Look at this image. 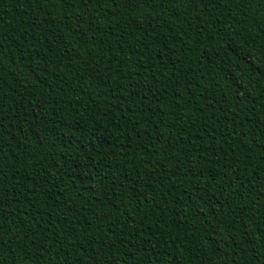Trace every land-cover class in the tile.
I'll list each match as a JSON object with an SVG mask.
<instances>
[{"label":"trees","instance_id":"1","mask_svg":"<svg viewBox=\"0 0 264 264\" xmlns=\"http://www.w3.org/2000/svg\"><path fill=\"white\" fill-rule=\"evenodd\" d=\"M0 264H264V0H0Z\"/></svg>","mask_w":264,"mask_h":264}]
</instances>
